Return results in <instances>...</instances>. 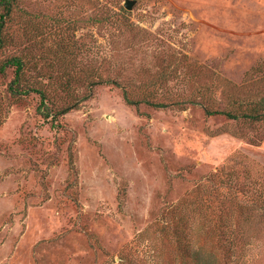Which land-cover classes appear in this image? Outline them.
Here are the masks:
<instances>
[{
  "label": "rangeland",
  "instance_id": "374dc122",
  "mask_svg": "<svg viewBox=\"0 0 264 264\" xmlns=\"http://www.w3.org/2000/svg\"><path fill=\"white\" fill-rule=\"evenodd\" d=\"M129 1L16 0L47 110L0 74V264H181L185 226L222 264L209 223L264 264V0Z\"/></svg>",
  "mask_w": 264,
  "mask_h": 264
},
{
  "label": "trees",
  "instance_id": "16d2710c",
  "mask_svg": "<svg viewBox=\"0 0 264 264\" xmlns=\"http://www.w3.org/2000/svg\"><path fill=\"white\" fill-rule=\"evenodd\" d=\"M17 12L16 7V0H0V52L8 47L9 41L5 36V31L7 25L13 21ZM25 64L26 62L20 56H11L7 58L4 62L0 63V74H5L6 70L11 68L13 70V78L11 79L8 90L14 96L26 95L29 92H36L39 94L41 100L40 105L47 110L45 106L46 96L42 90L39 88H35V84H28L24 83L23 77L25 73ZM88 84V87L94 86L98 83L110 82L116 85L115 81L113 80H91ZM24 85V86H23ZM123 100L127 106H134L136 107L140 103H144L148 106L153 108H164L167 107V104L160 103L154 101L153 99L143 98L137 101H132L128 98L127 93L123 90ZM206 114L208 116L212 115H223L228 119L236 120L238 115L232 111H225V110H206ZM57 114H54L53 118H55ZM45 117H50V113H46ZM243 118H247L250 120H259L264 117V114H260V112H250L244 113ZM184 226V224H183ZM225 227V228H224ZM227 227L231 228V225L224 226L222 224H215L214 227H211V224H208L207 232L209 234V239L212 241L213 248L215 250L220 251V255L222 257V264H237L236 260L232 261V258L238 254V250L241 249L239 244H237L236 239H231L229 233L223 232L226 230ZM213 229V230H212ZM212 230V231H211ZM190 230L185 226L183 229V233L180 236H177L176 241V251L180 256V260L182 261L181 264H188L190 260L192 263L190 264H212L214 261L210 262L209 256H206L203 252V248L198 247L197 244L191 242L192 239L189 235ZM213 232V233H212ZM232 232V231H231ZM231 234V233H230ZM217 248V249H216ZM194 262V263H193Z\"/></svg>",
  "mask_w": 264,
  "mask_h": 264
},
{
  "label": "water",
  "instance_id": "95a60500",
  "mask_svg": "<svg viewBox=\"0 0 264 264\" xmlns=\"http://www.w3.org/2000/svg\"><path fill=\"white\" fill-rule=\"evenodd\" d=\"M134 2L133 1H129V0H126L125 4H124V7L127 9V10H130L133 6Z\"/></svg>",
  "mask_w": 264,
  "mask_h": 264
}]
</instances>
